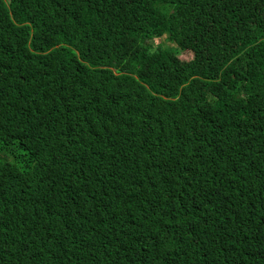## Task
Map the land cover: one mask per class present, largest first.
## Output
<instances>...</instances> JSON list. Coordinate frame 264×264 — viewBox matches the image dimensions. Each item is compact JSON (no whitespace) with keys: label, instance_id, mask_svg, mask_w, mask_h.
<instances>
[{"label":"trees","instance_id":"16d2710c","mask_svg":"<svg viewBox=\"0 0 264 264\" xmlns=\"http://www.w3.org/2000/svg\"><path fill=\"white\" fill-rule=\"evenodd\" d=\"M0 264H264V0H0Z\"/></svg>","mask_w":264,"mask_h":264},{"label":"rangeland","instance_id":"374dc122","mask_svg":"<svg viewBox=\"0 0 264 264\" xmlns=\"http://www.w3.org/2000/svg\"><path fill=\"white\" fill-rule=\"evenodd\" d=\"M150 42L155 43V44L162 42L165 45L172 44V42L167 41L165 38H162V39L161 38H156L154 40H150ZM190 55H192L191 52L187 51V53L182 54L180 57H186L187 58V57H190Z\"/></svg>","mask_w":264,"mask_h":264}]
</instances>
